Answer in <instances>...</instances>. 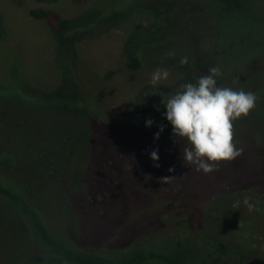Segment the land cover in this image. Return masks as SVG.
Masks as SVG:
<instances>
[{
	"label": "rangeland",
	"instance_id": "rangeland-1",
	"mask_svg": "<svg viewBox=\"0 0 264 264\" xmlns=\"http://www.w3.org/2000/svg\"><path fill=\"white\" fill-rule=\"evenodd\" d=\"M260 1L246 0L245 20L213 0H0V182L35 203L53 233L88 249L161 230L150 238L183 240L166 247L179 264H264V32L253 29ZM37 8L69 29L31 17ZM132 54L138 70L128 68ZM212 66L222 72L218 86L258 99L234 123L242 155L203 174L184 165L163 104ZM158 68L169 77L153 87ZM165 176L176 178L161 184ZM245 197L258 210L249 212ZM29 223L0 196V264H50Z\"/></svg>",
	"mask_w": 264,
	"mask_h": 264
},
{
	"label": "clouds",
	"instance_id": "clouds-1",
	"mask_svg": "<svg viewBox=\"0 0 264 264\" xmlns=\"http://www.w3.org/2000/svg\"><path fill=\"white\" fill-rule=\"evenodd\" d=\"M174 51L165 53L166 57H174ZM181 66L188 64V57L180 58ZM222 76L218 66H212L207 74L198 78L195 83L181 85L179 91L170 95L164 102V119L171 125V135L175 143L183 142L182 160L185 166L193 167L197 173L210 174L219 170L222 162H232L242 155L243 149L235 144V121L247 117L256 108L258 97L252 91L218 86V79ZM169 72L166 69H156L150 78L153 87L166 81ZM235 83V81H234ZM155 122L148 118L145 127H151ZM164 126L158 125L154 140H158ZM150 159L154 167H160L158 149L150 152ZM174 167L169 168L173 172ZM145 176V180L150 179ZM176 176L159 178L161 184L171 183ZM251 197L242 201L249 212L258 210L250 202ZM241 201L237 200L233 208H239Z\"/></svg>",
	"mask_w": 264,
	"mask_h": 264
},
{
	"label": "trees",
	"instance_id": "trees-1",
	"mask_svg": "<svg viewBox=\"0 0 264 264\" xmlns=\"http://www.w3.org/2000/svg\"><path fill=\"white\" fill-rule=\"evenodd\" d=\"M73 3H82L85 0H71ZM216 2L223 11H225L229 16H244L246 18L247 13H249L246 6V0H213ZM260 13L262 20H259L257 24L253 25L254 32L261 30L264 32V5L260 1L259 3ZM245 11V14L242 13ZM31 17L35 19H45L53 26L55 31L63 32L69 29V21L61 20L57 24H54L51 16V12L45 9H32L30 10ZM249 18V16H247ZM246 20V19H245ZM250 20V19H249ZM261 24V27H258ZM258 25V26H257ZM258 29V30H257ZM214 55H220L218 50L212 52ZM140 58L136 57L135 54L129 56L128 68L132 70H138L143 64L139 61ZM210 61H201L200 65L204 68H208ZM187 73V68L184 69V74ZM191 72V71H190ZM160 171V170H159ZM161 172V171H160ZM8 184L3 185L0 182V196L5 197L10 203L14 204L18 211L27 216L29 219V224L32 225V230L34 234L38 237V240L44 247V250L51 255V259H48L47 263L50 264H152L155 262H162L163 264H179L177 259L176 251H171V249H166L169 244H174V242L183 241L178 235H170L165 239L160 237L150 236L161 230L149 231L145 230L143 232H136L129 239L121 241L119 243H113L107 245L106 241L101 249H88L82 245L75 244L67 240L63 236H59L53 233L48 226V222L45 221L43 213L39 208L33 204L30 200L29 202L12 190V188L7 187ZM175 204V203H174ZM164 216V215H163ZM190 231V230H189ZM125 234H129L126 231ZM123 234L124 236H126ZM67 236V235H66ZM78 238V237H77ZM76 238V239H77ZM75 239V240H76ZM84 240L82 238L81 242ZM124 240V239H123ZM166 240V244L161 242ZM99 242V241H96ZM103 242V241H101ZM187 243V242H185ZM166 245V246H165ZM165 247V248H161ZM172 247V246H171ZM107 248V251H106ZM173 249V248H172ZM45 264V263H43Z\"/></svg>",
	"mask_w": 264,
	"mask_h": 264
}]
</instances>
